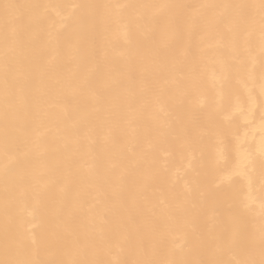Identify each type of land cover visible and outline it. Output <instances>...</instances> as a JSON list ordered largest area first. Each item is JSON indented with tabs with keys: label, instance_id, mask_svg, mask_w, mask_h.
I'll return each mask as SVG.
<instances>
[{
	"label": "bare ground",
	"instance_id": "bare-ground-1",
	"mask_svg": "<svg viewBox=\"0 0 264 264\" xmlns=\"http://www.w3.org/2000/svg\"><path fill=\"white\" fill-rule=\"evenodd\" d=\"M0 264H264V0H0Z\"/></svg>",
	"mask_w": 264,
	"mask_h": 264
},
{
	"label": "snow or ice",
	"instance_id": "snow-or-ice-1",
	"mask_svg": "<svg viewBox=\"0 0 264 264\" xmlns=\"http://www.w3.org/2000/svg\"><path fill=\"white\" fill-rule=\"evenodd\" d=\"M5 7H9L8 5H6Z\"/></svg>",
	"mask_w": 264,
	"mask_h": 264
}]
</instances>
